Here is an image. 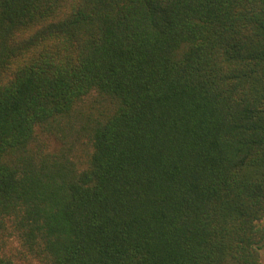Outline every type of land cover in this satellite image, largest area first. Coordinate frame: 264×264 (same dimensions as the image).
<instances>
[{"label":"trees","instance_id":"16d2710c","mask_svg":"<svg viewBox=\"0 0 264 264\" xmlns=\"http://www.w3.org/2000/svg\"><path fill=\"white\" fill-rule=\"evenodd\" d=\"M264 0H0V264H264Z\"/></svg>","mask_w":264,"mask_h":264},{"label":"rangeland","instance_id":"374dc122","mask_svg":"<svg viewBox=\"0 0 264 264\" xmlns=\"http://www.w3.org/2000/svg\"><path fill=\"white\" fill-rule=\"evenodd\" d=\"M259 224L264 227V219L259 221ZM260 253H261V259H262V261H264V245H263L262 249L260 250Z\"/></svg>","mask_w":264,"mask_h":264}]
</instances>
